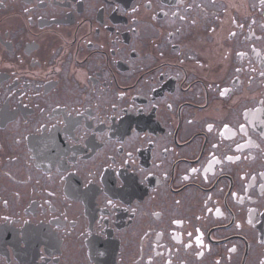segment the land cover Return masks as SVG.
Returning a JSON list of instances; mask_svg holds the SVG:
<instances>
[{"label":"flooded vegetation","instance_id":"af4514ba","mask_svg":"<svg viewBox=\"0 0 264 264\" xmlns=\"http://www.w3.org/2000/svg\"><path fill=\"white\" fill-rule=\"evenodd\" d=\"M0 264H264V0H0Z\"/></svg>","mask_w":264,"mask_h":264},{"label":"snow or ice","instance_id":"6c2138e0","mask_svg":"<svg viewBox=\"0 0 264 264\" xmlns=\"http://www.w3.org/2000/svg\"><path fill=\"white\" fill-rule=\"evenodd\" d=\"M227 127H228V126L226 125V126H225V129H227ZM242 127H243V126H242ZM177 223H178V222H177Z\"/></svg>","mask_w":264,"mask_h":264}]
</instances>
